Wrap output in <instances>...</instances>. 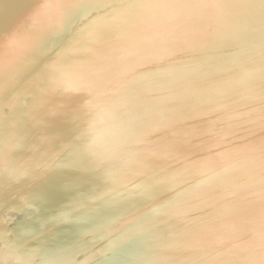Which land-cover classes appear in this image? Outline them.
Instances as JSON below:
<instances>
[{
  "label": "water",
  "instance_id": "obj_1",
  "mask_svg": "<svg viewBox=\"0 0 264 264\" xmlns=\"http://www.w3.org/2000/svg\"><path fill=\"white\" fill-rule=\"evenodd\" d=\"M0 264H264V0H0Z\"/></svg>",
  "mask_w": 264,
  "mask_h": 264
}]
</instances>
